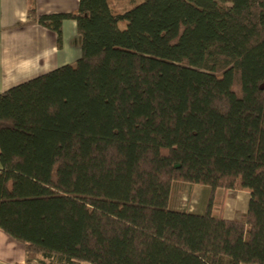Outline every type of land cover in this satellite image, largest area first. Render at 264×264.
I'll return each instance as SVG.
<instances>
[{
  "label": "trees",
  "instance_id": "1",
  "mask_svg": "<svg viewBox=\"0 0 264 264\" xmlns=\"http://www.w3.org/2000/svg\"><path fill=\"white\" fill-rule=\"evenodd\" d=\"M129 2L31 1L82 53L0 92V229L25 264H264V0ZM177 182L247 210L174 208Z\"/></svg>",
  "mask_w": 264,
  "mask_h": 264
},
{
  "label": "crops",
  "instance_id": "2",
  "mask_svg": "<svg viewBox=\"0 0 264 264\" xmlns=\"http://www.w3.org/2000/svg\"><path fill=\"white\" fill-rule=\"evenodd\" d=\"M31 1L35 2L39 13L68 12L79 6V0H0V92L60 65L73 63L82 53L76 20H63L61 43L48 27L39 23L24 24ZM111 5L115 10H123L130 2L111 0ZM194 187L198 190L196 184ZM199 187H202L201 192L207 190L211 199L210 194L214 190L202 185ZM235 191L248 193L244 206L237 205L232 210L221 209L219 212L211 208V212L224 218H240L247 210L250 191ZM208 203L199 206V209L188 210L205 212ZM25 256L24 243L0 229V264H25Z\"/></svg>",
  "mask_w": 264,
  "mask_h": 264
},
{
  "label": "rangeland",
  "instance_id": "3",
  "mask_svg": "<svg viewBox=\"0 0 264 264\" xmlns=\"http://www.w3.org/2000/svg\"><path fill=\"white\" fill-rule=\"evenodd\" d=\"M120 25L124 26L125 22L121 21ZM194 186L188 183H175L171 194V205L179 209L192 208L196 210L199 209V206H204L208 201L210 208L219 212L221 209L232 210L237 205L244 206L247 203L248 193L245 194L240 193L241 191H228L223 188H218V190L215 189L212 191L210 199L207 190L201 192L200 188L202 187H199L200 184H196L199 191Z\"/></svg>",
  "mask_w": 264,
  "mask_h": 264
}]
</instances>
